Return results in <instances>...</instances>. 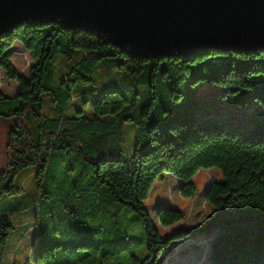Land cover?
I'll return each instance as SVG.
<instances>
[{"label": "trees", "instance_id": "16d2710c", "mask_svg": "<svg viewBox=\"0 0 264 264\" xmlns=\"http://www.w3.org/2000/svg\"><path fill=\"white\" fill-rule=\"evenodd\" d=\"M15 42L34 61L27 76L10 60ZM56 56L65 62L60 80H56ZM228 56L233 59L226 65L222 58ZM112 58L126 72L131 87L148 89V106L129 113L128 101L118 92H109L93 102L88 116L80 110L65 115L75 102L72 87L91 82L96 65ZM207 65L210 70L201 72ZM192 67H199L202 74L188 81ZM0 71L19 85L15 94L7 96L0 84V122L6 125L0 198L17 192L14 178L23 169L39 166L41 174L60 161L68 164L63 191L48 173L50 183L43 198L49 201H40L35 221L40 232L35 264H96L100 249L110 254L115 248L91 218L99 213L105 217L112 207L130 209L143 227L147 254L136 264H156L170 243L213 229L217 231L207 242V264H264V123L254 120L247 129L228 131L218 118L194 117L198 105L191 98L195 87L209 82L264 104V51L210 50L139 60L92 34L59 24L29 23L0 36ZM43 96L50 98L48 114L43 111ZM130 123L138 125L149 140L139 142L130 157L121 158L124 129ZM211 168L219 170L221 181L213 182L207 191L209 215L190 230L161 235L144 206L155 180L162 173L175 176L183 181L180 195L188 198L195 191L194 174ZM182 218L176 208L158 211L163 227ZM84 229L98 232L99 239L76 242L73 235ZM11 230L10 220L0 213V246Z\"/></svg>", "mask_w": 264, "mask_h": 264}, {"label": "rangeland", "instance_id": "374dc122", "mask_svg": "<svg viewBox=\"0 0 264 264\" xmlns=\"http://www.w3.org/2000/svg\"><path fill=\"white\" fill-rule=\"evenodd\" d=\"M13 51L15 53L11 55V62L20 74L27 76L29 67L34 62L31 54L26 52L18 42L12 45L9 53ZM231 59H233L231 56L222 58L226 65ZM54 64L56 80H60L65 72V62L61 56H56ZM117 64L118 60L115 58L104 59L93 69L91 82L73 86L71 96L75 98V102L66 109L65 115L71 117L80 110L88 116L92 111L93 102L109 92H118L128 101L125 109L129 113H137L143 107H147L150 103L148 89L131 87L126 72L120 70ZM194 68L192 67L188 75V81L199 77L201 72L205 73L210 70L209 65L206 66V70H201L199 67ZM0 84L7 96L15 94L19 88L16 81L7 79L1 71ZM191 98L198 105L192 112L194 117L210 115L218 118L222 120L228 131L247 129L254 120H261L264 123V104L257 99H247V94L244 92L227 91L226 88L218 87L213 83L202 82L194 88ZM43 100V111L48 114L51 107L50 98L43 96ZM112 104L116 105V103ZM5 130L6 125L0 122V168L4 167L6 161ZM124 132L125 142L121 158H128L133 154L137 144L147 143L149 137L141 132L136 124L126 125ZM60 162L55 163L54 169L52 167L48 173L52 172V177L57 179L63 191L67 186L62 182L68 179L64 175L68 164L67 160L64 163L61 162L62 164ZM38 167H28L18 172L14 178L17 192L10 196L3 195L0 198V213L7 216L12 224L8 239L4 245L0 246V264H35V251L40 234L35 224L36 215L40 210V201H49L43 198V193L50 183L47 170L39 174ZM191 181L195 186V191L188 198L182 197L179 192L183 181L168 173L158 176L150 188L144 206L161 235L177 229L190 230L209 215L212 208L206 203L205 197L211 184L221 181L219 170L216 168L199 170ZM51 201L59 204L58 200L51 199ZM163 207L180 210L183 218L171 226H161L158 221V211ZM109 211L111 214L103 218L100 213H97L95 218H91L92 222L99 224L105 231L103 237L109 241L107 244L115 248L107 255H104V248L100 249L97 253L99 259L97 256L96 264H136V259L141 260L147 254L145 234L137 215L128 208L112 207ZM216 231L217 229H213L209 233H192L181 242L170 243L169 251L161 255L156 264H207L209 261L207 242ZM89 238L99 239L98 232L94 234L84 229L73 235V239L78 243L86 242ZM57 251L59 253L60 249ZM79 251L89 252L88 249ZM167 256L169 257L166 258Z\"/></svg>", "mask_w": 264, "mask_h": 264}, {"label": "water", "instance_id": "95a60500", "mask_svg": "<svg viewBox=\"0 0 264 264\" xmlns=\"http://www.w3.org/2000/svg\"><path fill=\"white\" fill-rule=\"evenodd\" d=\"M29 23L92 34L139 60L264 51V0H0V36Z\"/></svg>", "mask_w": 264, "mask_h": 264}]
</instances>
